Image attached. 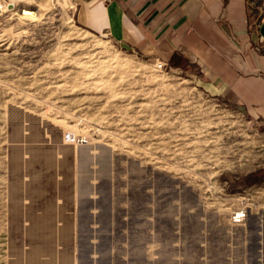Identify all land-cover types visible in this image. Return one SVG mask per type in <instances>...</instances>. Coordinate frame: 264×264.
Here are the masks:
<instances>
[{
    "label": "rangeland",
    "instance_id": "374dc122",
    "mask_svg": "<svg viewBox=\"0 0 264 264\" xmlns=\"http://www.w3.org/2000/svg\"><path fill=\"white\" fill-rule=\"evenodd\" d=\"M3 2L0 264H264V120L76 0Z\"/></svg>",
    "mask_w": 264,
    "mask_h": 264
},
{
    "label": "crops",
    "instance_id": "0c3cea01",
    "mask_svg": "<svg viewBox=\"0 0 264 264\" xmlns=\"http://www.w3.org/2000/svg\"><path fill=\"white\" fill-rule=\"evenodd\" d=\"M76 2L78 24L143 54L195 59L209 87L264 120V0Z\"/></svg>",
    "mask_w": 264,
    "mask_h": 264
},
{
    "label": "built area",
    "instance_id": "2783aa9c",
    "mask_svg": "<svg viewBox=\"0 0 264 264\" xmlns=\"http://www.w3.org/2000/svg\"><path fill=\"white\" fill-rule=\"evenodd\" d=\"M166 62L162 59H158L154 62V66L157 69H161L165 66ZM90 141V137L89 134H87L86 131L81 130V129H72V131H70L69 129H67L64 133H63V142L67 143V144H72L75 146H83L88 144ZM241 216H239L237 214L236 218H240Z\"/></svg>",
    "mask_w": 264,
    "mask_h": 264
},
{
    "label": "water",
    "instance_id": "95a60500",
    "mask_svg": "<svg viewBox=\"0 0 264 264\" xmlns=\"http://www.w3.org/2000/svg\"><path fill=\"white\" fill-rule=\"evenodd\" d=\"M8 7H12V4L11 3L8 4ZM39 255H40V250H37V249H35L33 251V254L29 255V258L33 259L32 260V264H36L37 263ZM55 261H56L55 257L54 256L53 257L50 256L47 259H45L44 261H41L40 264H53V263H55Z\"/></svg>",
    "mask_w": 264,
    "mask_h": 264
},
{
    "label": "trees",
    "instance_id": "16d2710c",
    "mask_svg": "<svg viewBox=\"0 0 264 264\" xmlns=\"http://www.w3.org/2000/svg\"><path fill=\"white\" fill-rule=\"evenodd\" d=\"M169 59L174 64H178V63L181 62V57L176 52L173 53L172 56Z\"/></svg>",
    "mask_w": 264,
    "mask_h": 264
},
{
    "label": "bare ground",
    "instance_id": "6f19581e",
    "mask_svg": "<svg viewBox=\"0 0 264 264\" xmlns=\"http://www.w3.org/2000/svg\"><path fill=\"white\" fill-rule=\"evenodd\" d=\"M3 1H5V0H0V8L5 7V6L8 7V5L6 3H4ZM27 15H30V14H27ZM69 130L72 131V129H69Z\"/></svg>",
    "mask_w": 264,
    "mask_h": 264
}]
</instances>
